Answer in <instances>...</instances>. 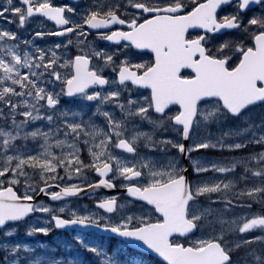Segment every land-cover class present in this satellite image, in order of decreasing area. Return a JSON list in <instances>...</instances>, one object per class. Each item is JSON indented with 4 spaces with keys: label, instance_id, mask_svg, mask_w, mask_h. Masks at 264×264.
I'll return each instance as SVG.
<instances>
[{
    "label": "snow or ice",
    "instance_id": "obj_1",
    "mask_svg": "<svg viewBox=\"0 0 264 264\" xmlns=\"http://www.w3.org/2000/svg\"><path fill=\"white\" fill-rule=\"evenodd\" d=\"M0 264H264V0H0Z\"/></svg>",
    "mask_w": 264,
    "mask_h": 264
},
{
    "label": "rangeland",
    "instance_id": "obj_2",
    "mask_svg": "<svg viewBox=\"0 0 264 264\" xmlns=\"http://www.w3.org/2000/svg\"><path fill=\"white\" fill-rule=\"evenodd\" d=\"M48 236H49V238L44 237L43 234H35L31 237H28V236H24L23 234H21V237H22L24 242L35 243L39 239L41 241L46 240L50 244L54 243V241L57 238V234L54 235L53 233H49Z\"/></svg>",
    "mask_w": 264,
    "mask_h": 264
},
{
    "label": "flooded vegetation",
    "instance_id": "obj_3",
    "mask_svg": "<svg viewBox=\"0 0 264 264\" xmlns=\"http://www.w3.org/2000/svg\"><path fill=\"white\" fill-rule=\"evenodd\" d=\"M74 203H76V202H74ZM78 203H81V204H83V203H90V201L88 200L87 197H85L83 200L79 201Z\"/></svg>",
    "mask_w": 264,
    "mask_h": 264
}]
</instances>
